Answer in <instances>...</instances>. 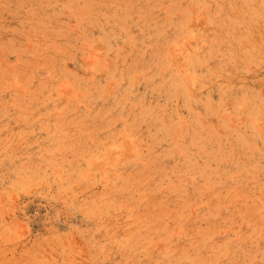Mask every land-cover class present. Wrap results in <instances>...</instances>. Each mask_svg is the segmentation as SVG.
<instances>
[{
	"label": "rangeland",
	"instance_id": "1",
	"mask_svg": "<svg viewBox=\"0 0 264 264\" xmlns=\"http://www.w3.org/2000/svg\"><path fill=\"white\" fill-rule=\"evenodd\" d=\"M171 1L0 0V264H264V0ZM232 3L238 7L234 8ZM124 5H127L126 8ZM198 7L202 9L198 10ZM170 13L172 16L168 15ZM184 14L190 18L187 15L185 18ZM204 17L206 22L202 23ZM228 19L236 20L234 23ZM215 35L217 39H213ZM184 43H188L187 47H183ZM88 46L99 51L98 55L90 53ZM180 53L183 54L182 59ZM92 59L94 63L90 61ZM83 61L92 63V68ZM177 64L182 70L184 68L183 72L180 68L176 69ZM87 66L92 72L83 68ZM127 75H130L129 78ZM12 79L15 81L12 82ZM188 81L193 95L188 91ZM62 85L66 86L64 92H71V96L66 92L71 99L61 91ZM58 111L59 114H56ZM122 139L126 141L122 142ZM123 143L125 148L129 147L125 152L132 150V153L124 152ZM118 151L122 155L127 154L122 156L121 162L115 160L121 159ZM107 156L114 160H109L111 163L108 161L113 163L112 167L106 162ZM103 159H107V164L106 167L105 162L103 166L100 164V168H107L104 169L107 173L102 168L103 174H99L100 171L97 172L93 166L99 169L98 163ZM93 161L98 165H94ZM68 170L72 171L69 173ZM187 174L191 177L188 178ZM207 178L208 183L205 181ZM186 185L188 188H185ZM255 194L262 199L259 200L260 197L258 199ZM164 231L168 233L163 234ZM139 236L143 238H139L140 245L137 246L139 241L135 239Z\"/></svg>",
	"mask_w": 264,
	"mask_h": 264
},
{
	"label": "bare ground",
	"instance_id": "2",
	"mask_svg": "<svg viewBox=\"0 0 264 264\" xmlns=\"http://www.w3.org/2000/svg\"><path fill=\"white\" fill-rule=\"evenodd\" d=\"M39 1H40V0H39ZM142 1H143V0H142ZM154 1H158V0H154ZM169 1H170V0H167V3H168ZM172 1H173V0H172ZM172 1H171V2H172ZM180 1H182V0H180ZM189 1H191V0H189ZM189 1H188V2H189ZM193 1H194V0H193ZM203 1H204V0H203ZM209 1H210V0H209ZM212 1H213V0H212ZM230 1H231V0H230ZM249 1H250V0H249ZM258 1H259V0H258ZM89 2H90V1H89ZM196 2H197V1H196ZM201 2H202V1H201ZM207 2H208V1H207ZM218 2H219V1H218ZM228 2H229V1H228ZM232 2H233V1H232ZM242 2H243V0H242ZM38 3H39V2H38ZM91 3H93V2L91 1ZM97 3H98V2H97ZM172 3H173V2H172ZM172 3H171V4H172ZM180 3H181V2H180ZM215 3H216V2H215ZM219 3H220V2H219ZM229 3H230V2H229ZM254 3H255V2H254ZM258 3H260V2H258ZM258 3H256V4H258ZM2 4H3V3H2ZM28 4H29V3H28ZM30 4H31V3H30ZM30 4H29V5H30ZM48 4H49V3H48ZM48 4H47V5H48ZM71 4H72V3H71ZM107 4H108V3H107ZM111 4H112V3H111ZM141 4H142V2H141ZM175 4H177V3H175ZM182 4H183V3H182ZM191 4H192V3H191ZM209 4H210V2H209ZM240 4H241V3H240ZM240 4H239V5H240ZM251 4H252V2H251ZM260 4H261V3H260ZM20 5H21V4H19V6H20ZM39 5H40V4H39ZM42 5H43V4H42ZM42 5H41V6H42ZM81 5H82V4H81ZM109 5H110V4H109ZM142 5H143V4H142ZM146 5H147V4H146ZM149 5H150V4H149ZM155 5H156V4L154 3V6H155ZM158 5H159V6L161 5V1H160V4H158ZM173 5H174V4H173ZM243 5H244V4H243ZM258 5H259V4H258ZM95 6H96V5H95ZM110 6H111V5H110ZM124 6H125V5H124ZM124 6H123V7H124ZM126 6H127V5H126ZM126 6H125V8H126ZM143 6H144V5H143ZM159 6H158V7H159ZM164 6H165V5H164ZM168 6H169V5H168ZM175 6H177V5H175ZM175 6H174V7H175ZM180 6H181V5H180ZM180 6H179V7H180ZM186 6H187V5H186ZM188 6H189V3H188ZM188 6H187V8H186V7H185V8L188 9ZM193 6H194V5H193ZM217 6H218V5H217ZM231 6H233V3H232ZM240 6H242V5H240ZM82 7H83V6H82ZM129 7L131 8V6H129ZM140 7H141V6H140ZM151 7H152V6H151ZM151 7H150V8H151ZM155 7L157 8V6H155ZM161 7H162V6H161ZM170 7H173V6H170ZM207 7H208V6H207ZM219 7H220V6H219ZM221 7H222V6H221ZM223 7H224V6H223ZM223 7H222V8H223ZM233 7H234V6H233ZM235 7H238V6H235ZM235 7H234V8H235ZM244 7H246V5H244ZM257 7H258V6H257ZM261 7H263V5H261ZM261 7H260V9H261ZM25 8H27V7H25ZM114 8H115V7H114ZM119 8H120V7H119ZM152 8H154V7H152ZM165 8H166V6H165ZM168 8H169V7H167V9H168ZM183 8H184V7H183ZM209 8H210V7H209ZM213 8H214V6H213ZM229 8H230V7H229ZM231 8H232V7H231ZM240 8H241V7H240ZM240 8H239V9H240ZM253 8H254V7H253ZM258 8H259V7H258ZM115 9H117V6H116ZM121 9H122V8H121ZM123 9H124V8H123ZM128 9H129V8H128ZM134 9H136V8H134ZM137 9H139V7H138ZM137 9H136V11H137ZM141 9H142V8H141ZM146 9H148V8H146ZM170 9H174V8H170ZM176 9H177V8H176ZM181 9H182V8H181ZM200 9H202V8H200ZM200 9H199V7H198V10H200ZM203 9H205V8H203ZM216 9H217V7H216ZM241 9H243V8H241ZM241 9H240V10H241ZM255 9H256V7H255ZM262 9H263V8H262ZM150 10H151V9H150ZM155 10H157V9H155ZM165 10H166V9H164V11H165ZM178 10H179V9H178ZM183 10H185V9H183ZM207 10H208V9H207ZM219 10H221V8H220ZM219 10H218V12H219ZM250 10H251V9H250ZM75 11H76V10H75ZM75 11H74V12H75ZM114 11H115V10H113V12H114ZM118 11H119V10H118ZM120 11H121V10H120ZM141 11H142V10H141ZM143 11H144V10H143ZM162 11H163V10H162ZM188 11H189V10H188ZM192 11H194V10H192ZM204 11H206V10H204ZM232 11H233V8H232ZM30 12H31V11H30ZM55 12H56V11H55ZM97 12H98V11H97ZM146 12H148V11H146ZM146 12H144V13H146ZM160 12H161V10H160ZM167 12H169V11H167ZM197 12H198V11H197ZM207 12H208V11H207ZM207 12H206V13H207ZM238 12H239V10H238ZM241 12H243V11H241ZM256 12H257V11H256ZM260 12H261V11H260ZM260 12H259V13H260ZM28 13H29V12H28ZM33 13H34V12H33ZM51 13H53V12H51ZM98 13H99V12H98ZM124 13H126V12H124ZM152 13H153V12H152ZM161 13H162V12H161ZM163 13H164V12H163ZM190 13H191V11H190ZM203 13H204V12H203ZM235 13H237V12L235 11ZM113 14H114V13H113ZM133 14H134V13H133ZM137 14H138V13H137ZM146 14H147V13H146ZM153 14H154V13H153ZM165 14H166V13H165ZM191 14H192V13H191ZM207 14H208V13H207ZM214 14H215V12H213V15H214ZM220 14H221V13H220ZM239 14H240V13H239ZM108 15H109V14H108ZM111 15H112V14H111ZM127 15H128V14H127ZM127 15H126V16H127ZM155 15H156V14H155ZM163 15H164V14H163ZM168 15H171V13L168 14ZM168 15H167V17H169ZM179 15H180V14H179ZM179 15H178V17H180ZM181 15H182V14H181ZM186 15H187L188 18H190V17L188 16V14H184L185 18H186ZM201 15H202V13H201ZM209 15H210V13H209ZM213 15H212V16H213ZM218 15H219V14H218ZM236 15H237V14H236ZM242 15H243V14H242ZM245 15H246V14H245ZM245 15H244V16H245ZM248 15H249V14H248ZM252 15H253V14H252ZM257 15H258V14H257ZM39 16H41V15H39ZM77 16H78V15H77ZM91 16H92V15H91ZM100 16H101V15H100ZM112 16H113V15H112ZM115 16H116V15H115ZM134 16H135V15H134ZM147 16H148L147 18H149V15H147ZM153 16H154V15H153ZM158 16H159V15H158ZM164 16H165V15H164ZM171 16H172V15H171ZM175 16H177V15L175 14ZM198 16H199V15H198ZM212 16H210V18H211ZM226 16H227V15H226ZM258 16H259V15H258ZM263 16H264V15H263ZM19 17H20V16H19ZM31 17H32V16H31ZM42 17H43V16H42ZM80 17H81V16H80ZM116 17H118V16H116ZM124 17H125V16H124ZM135 17H136V16H135ZM139 17H140V16H139ZM145 17H146V16H145ZM167 17H166V18H167ZM173 17H174V16H173ZM182 17H183V15H182ZM207 17H208V15H207ZM214 17H215V16H214ZM216 17H217V16H216ZM222 17H223V16H222ZM234 17H235V16H234ZM249 17H250V16H249ZM46 18H47V16H46ZM101 18H103V17H101ZM136 18H137V17H136ZM151 18H152V17H151ZM154 18H156V17H154ZM160 18H161V17H160ZM174 18H175V17H174ZM174 18H173V20H174ZM188 18L185 19L186 22L188 21ZM191 18H192V17H191ZM200 18H201V17H200ZM205 18H206V17L203 18V20H202L203 22H202V23H204ZM251 18H252V17H251ZM254 18H255V17H254ZM254 18H253V19H254ZM22 19H23V18H22ZM53 19H54V18H53ZM53 19H52V20H53ZM139 19H140V18H139ZM156 19H157V18H156ZM162 19H163V18H162ZM164 19H165V18H164ZM196 19H197V18H196ZM207 19H209V17H208ZM207 19H206V20H207ZM222 19H223V18H222ZM229 19H230V17H229ZM229 19H228V20H229ZM242 19H243V18H242ZM246 19L249 20V18H246ZM256 19H257V18H256ZM263 19H264V18H263ZM50 20H51V19H49V21H50ZM55 20H56V19H55ZM88 20H89V19H88ZM105 20H106V19H105ZM107 20H108V19H107ZM127 20H128V18H127ZM127 20H126V22H127ZM137 20H138V19H137ZM149 20H150V19H149ZM151 20L153 21V18H152ZM173 20H171V21H173ZM177 20H178V19H177ZM182 20H183V19H182ZM182 20H181V21H182ZM192 20H193V19H192ZM194 20H195V19H194ZM209 20H210V19H209ZM215 20H216V19H215ZM223 20H224V19H223ZM223 20H222V21H223ZM225 20H226V18H225ZM235 20H236V19H234V21H235ZM243 20H244V19H243ZM8 21H9V20H8ZM28 21H30V19H29ZM34 21H35V20H34ZM46 21H47V20H46ZM96 21H98V20H96ZM117 21H118V20H117ZM120 21H122V19H121ZM120 21H119V22H120ZM128 21L131 22V20H128ZM140 21H141V20H140ZM164 21H165V20H164ZM168 21H169V20H168ZM168 21H167V22H168ZM181 21H180V22H181ZM196 21H197V20H196ZM199 21H201V20H199ZM229 21H230V20H229ZM234 21L231 20L230 22H234ZM251 21H252V20H251ZM253 21H254V20H253ZM263 21H264V20H263ZM54 22H55V21H53V22H51V23H54ZM80 22H81V21H79V23H80ZM89 22H90V21H89ZM98 22H99V21H98ZM98 22H96V23H98ZM114 22H115V21H114ZM141 22H142V21H141ZM141 22H139L138 24L140 25ZM205 22H206V21H205ZM230 22H228V25H229ZM237 22H238V20H237ZM237 22H236V23H237ZM257 22H259V21H257ZM39 23H41V21H40ZM100 23H101V22H99V24H100ZM121 23H122V22H121ZM131 23H133V22H131ZM168 23H169V22H168ZM225 23H226V22H225ZM234 23H235V22H234ZM234 23H233V26H235ZM239 23H240V22H239ZM243 23H244V22H243ZM247 23H248V21H247ZM251 23H252V22H251ZM253 23H256V22H253ZM55 24L57 25V23H55ZM113 24H114V23H113ZM123 24H124V23L121 24L122 27L125 26V24H124V26H123ZM129 24H130V23H129ZM129 24H127V26H128ZM146 24H149V23H146ZM146 24H143V26H145ZM153 24H154V23H153ZM155 24H156V23H155ZM157 24H160V23L158 22ZM157 24H156V25H157ZM173 24H174V23H173ZM173 24H171V25H173ZM178 24L180 25L181 23H178ZM199 24H200V23H199ZM199 24H198V25H199ZM206 24H207V23H206ZM216 24H217V23H216ZM223 24H224V23H223ZM237 24H238V23H237ZM263 24H264V23H263ZM40 25H41V24H40ZM85 25H86V24H85ZM115 25H116V24H115ZM115 25H114V26H115ZM130 25H132V24H130ZM181 25H182V24H181ZM186 25H187V23H186ZM225 25H226V24H225ZM241 25H242V23H241ZM246 25H247V24H246ZM246 25H245V27H247ZM248 25H250V24H248ZM15 26H16V25H15ZM48 26H49V25H48ZM50 26H51V25H50ZM100 26H101V25H100ZM100 26H99V27H100ZM118 26H119V25H118ZM137 26H138V25H137ZM153 26H154V25H153ZM160 26H162V25H160ZM173 26H175V25H173ZM220 26H221V25H220ZM220 26H219V30H221V29H220V28H221ZM238 26H240V25H238ZM253 26H255V25L253 24ZM253 26H252V27H253ZM258 26H259V25H258ZM258 26H257V27H258ZM262 26H263V25H262ZM99 27H98V28H99ZM149 27H150V26H149ZM169 27H170V25H169ZM169 27H168V28H169ZM187 27H188V26H187ZM187 27H186V29H187ZM199 27H200V25H199ZM203 27H205V26H202V28H203ZM207 27H210V26H207ZM215 27H217V26L215 25ZM19 28H20V27H19ZM48 28H49V27H48ZM85 28H86V27H85ZM100 28H101V27H100ZM114 28H115V27H114ZM127 28H128V27H127ZM127 28H126V29H127ZM242 28H244V27L242 26ZM248 28H249V26H248ZM8 29H10V28H8ZM50 29H52V28H50ZM50 29H49V30H50ZM81 29H83V28L81 27ZM138 29L141 30V27H139ZM147 29H148V28H147ZM150 29H151V28H150ZM160 29H161V28H159V30H160ZM163 29L165 30V28H163ZM199 29H200V28H199ZM211 29H212V28H210V30H211ZM231 29H233V27H232ZM244 29H245V28H244ZM246 29H247V28H246ZM86 30H87V29H86ZM89 30H90V29H89ZM122 30H123V29H122ZM124 30H125V29H124ZM140 30H139V31H140ZM212 30L215 31L214 28H213ZM238 30H239V29H238ZM249 30H250V29H249ZM54 31H55V30H54ZM57 31H59V30H57ZM101 31H102V30H101ZM103 31H104V30H103ZM146 31H147V30H146ZM162 31H163V30H162ZM180 31H181V30H180ZM240 31H242V30L240 29ZM251 31H252V30H251ZM251 31H250V32H251ZM87 32H88V31H87ZM94 32H95V31H94ZM110 32H111V31H110ZM164 32H165V31H164ZM178 32H179V31H178ZM187 32H189V31H187ZM193 32H195V31H193ZM206 32L208 33V31H206ZM211 32H212V31H211ZM211 32H210V33H211ZM220 32H221V31H220ZM245 32H246V31H245ZM245 32H244V33H245ZM247 32H248V31H247ZM252 32H253V31H252ZM140 33H141V32H140ZM156 33H157V32H156ZM156 33H155V34H156ZM204 33H205V32H204ZM238 33H239V32H238ZM63 34H64V33H63ZM84 34H85V33H84ZM87 34H88V33H87ZM87 34H86V35H87ZM105 34H106V33H105ZM130 34H131V33H130ZM148 34H149V33H148ZM148 34H147V35H148ZM153 34H154V33H153ZM157 34H158V33H157ZM157 34H156V35H157ZM169 34H170V33H169ZM181 34H182V33H181ZM183 34H184V33H183ZM205 34H206V33H205ZM205 34H203V35H205ZM214 34H215V33H214ZM223 34H225V32H223ZM226 34H227V33H226ZM245 34H246V33H245ZM252 34H253V33H252ZM42 35H43V34H42ZM59 35H61V34L59 33ZM68 35H69V34H68ZM89 35H90V32H89ZM128 35H129V34H128ZM147 35L145 36L146 38H147ZM158 35H159V34H158ZM160 35H161V34H160ZM189 35H190V33H189ZM194 35H196V33H194ZM206 35H208V34H206ZM206 35L204 36L205 38H206ZM243 35H244V34H243ZM249 35H250V33H249ZM19 36H20V35H19ZM101 36H102V35H101ZM185 36H186V35H185ZM192 36H193V35H192ZM192 36L190 35V38H191ZM213 36H214V35H213ZM225 36H226V35H225ZM246 36H247V35H246ZM259 36H260V35H259ZM113 37H114V35H113ZM148 37H149V36H148ZM151 37H152V36H151ZM181 37H184V36H181ZM195 37H196V36H195ZM219 37H220V36H219ZM242 37L245 38V35L242 36ZM242 37H240V38H242ZM9 38H11V36H10ZM102 38H103V37H102ZM152 38H153V37H152ZM197 38H199V37H197ZM211 38H212V37H209V39H211ZM215 38H216V35H215V37H214L213 39H215ZM232 38H233V37H232ZM244 38H242V40H243ZM250 38H251V37H250ZM250 38H249L248 40H250ZM259 38H260V37H259ZM11 39H13V38H11ZM191 39H193V37H192ZM191 39H190V40H191ZM194 39H195V38H194ZM216 39H217V38H216ZM224 39H225V38H224ZM224 39H223V41H224ZM235 39H236V38H235ZM246 39H247V38H246ZM48 40H49V39H48ZM128 40H129V38H128ZM183 40H184V38H183ZM183 40H182V41H183ZM186 40H187V37H186ZM190 40H188L189 43L191 42ZM205 40H206V39H205ZM244 40H245V39H244ZM3 41H4V40H3ZM8 41H9V39H8ZM50 41H51V40H50ZM53 41H54V40H53ZM113 41H114V39H113ZM147 41H149V40H147ZM154 41H155V40H154ZM173 41H174V40H173ZM214 41H215V40H214ZM219 41H220V40H219ZM225 41H226V40H225ZM233 41H234V40H233ZM237 41H238V40H237ZM237 41H236V42H237ZM261 41H262V39H261ZM13 42H14V41H13ZM35 42H37V41L35 40ZM41 42H43V41L41 40ZM58 42H59V41H58ZM63 42H65V41H63ZM63 42H61V43H63ZM106 42H107V41H106ZM128 42H129V41H128ZM239 42H240V41H239ZM8 43H9V42H8ZM37 43H38V42H37ZM37 43H36V44H37ZM52 43H54V42H52ZM69 43L71 44V42H69ZM75 43H76V42H75ZM126 43H127V42H126ZM129 43H130V42H129ZM170 43H171V42H170ZM177 43H178V42H177ZM182 43H183V42H182ZM182 43H181V44H182ZM201 43H202V42H201ZM203 43H204V42H203ZM215 43L217 44V41H216ZM215 43H214V44H215ZM220 43H221V42H220ZM229 43H230V42H229ZM229 43H228V44H229ZM231 43H232V41H231ZM54 44H55V43H54ZM109 44H110V43H109ZM112 44H113V43H112ZM133 44H134V43H133ZM186 44H188V43H184L183 47H184ZM195 44H196V41H195ZM195 44H194V46H195ZM207 44H208V43H207ZM207 44L204 43L205 46H206ZM228 44H227V45H228ZM250 44H251V43H250ZM262 44H263V43H262ZM10 45H11V44H10ZM45 45H46V44H45ZM49 45H50V43H49ZM110 45H111V44H110ZM122 45H124V44H122ZM148 45H150V44H148ZM165 45H166V44H165ZM172 45H173V44H172ZM177 45H178V44H177ZM189 45H192V44H189ZM210 45H211V44H210ZM230 45H231V44H230ZM36 46H37V45H36ZM68 46H69V45H68ZM76 46H77V45H76ZM114 46H116L115 43H114ZM118 46H119V45H118ZM163 46H164V45H163ZM168 46H169V45H168ZM200 46L202 47V45H200ZM207 46H208V45H207ZM213 46H214V45H213ZM213 46H212V47H213ZM232 46H233V45H232ZM21 47H22V46H21ZM37 47H38V46H37ZM63 47H64V46H63ZM88 47H89V46H88ZM88 47L85 48V50L88 49ZM123 47H125V46H123ZM127 47H128V46H127ZM129 47H130V46H129ZM150 47H151V46H150ZM164 47H165V46H164ZM172 47H173V46H172ZM172 47H171V48H172ZM186 47H187V45H186ZM201 47H200V49H202ZM238 47H239V46H238ZM253 47H254V46H253ZM19 48H20V46H19ZM26 48H27V47H26ZM92 48H93V47H92ZM94 48H95V46H94ZM107 48H108V47H107ZM117 48H118V47H117ZM131 48H132V47H131ZM131 48H130V49H131ZM180 48H182V46H180ZM198 48H199V47H198ZM208 48H209V47H208ZM210 48H211V47H210ZM247 48H249V47H247ZM250 48H251V47H250ZM250 48H249V49H250ZM71 49H72V47H71ZM81 49H82V48H81ZM101 49H102V48H101ZM119 49H120V48H119ZM122 49H123V48H122ZM133 49H135L134 46H133ZM143 49H144V48H143ZM158 49H159V48H158ZM162 49H163V48H162ZM173 49H174V48H173ZM184 49H185V48H184ZM184 49H182V50H184ZM190 49H191V48H190ZM228 49H229V48H228ZM257 49H259V48H257ZM74 50H75V49H74ZM77 50H78V48H77ZM89 50H91L90 53H93L94 55H95V54L98 55L97 52H99V51H95L94 49L92 50L91 47H89ZM89 50H88L87 52H89ZM97 50H98V49H97ZM112 50H113V49H112ZM175 50H176V49H175ZM180 50H181V49H180ZM198 50H199V49H198ZM217 50H218V49H217ZM226 50H227V49H226ZM244 50H245V49H244ZM254 50H256V49H254ZM83 51H84V50H83ZM93 51H95L96 53H94ZM101 51H102V50H101ZM110 51H111V50H110ZM120 51H121V50H120ZM132 51H133V50H132ZM132 51H131V52H132ZM156 51H157V50H156ZM156 51H155V52H156ZM159 51H160V49H159ZM167 51H168V50H167ZM171 51H172V49H171ZM186 51H187V50H186ZM231 51H232V49H231ZM241 51H242V50H241ZM251 51H252V50H251ZM256 51H259V50H256ZM13 52H15V51H13ZM68 52H69V51H67V55H68ZM81 52H82V50H81ZM108 52H109V51H108ZM113 52H114V51H113ZM116 52H117V49H116ZM121 52H122V51H121ZM144 52H145V51H144ZM155 52H154V53H155ZM168 52H170V51H168ZM172 52H173V51H172ZM180 52H181V51H180ZM187 52H188V51H187ZM189 52H190V50H189ZM211 52H212V51H211ZM219 52H220V51H219ZM219 52H218V53H219ZM221 52H222V51H221ZM221 52H220V53H221ZM228 52H229V51H228ZM239 52H240V51H239ZM243 52H244V51H243ZM260 52H261V51H260ZM119 53H120V52H119ZM127 53H128V55H129V52H127ZM141 53H142V51H141ZM141 53H137V54H141ZM184 53H185V52H184ZM215 53H217V52H215ZM222 53H223V52H222ZM232 53H233V52L229 53V55L232 54ZM245 53H246V52H245ZM247 53H248V52H247ZM262 53H263V52H262ZM13 54H14V53H13ZM15 54H17V53H15ZM29 54H30V53H29ZM35 54H36V53H35ZM107 54H108V53H107ZM155 54H156V53H155ZM163 54H164V53H163ZM168 54H169V53H168ZM171 54H173V53H171ZM180 54H181V55H179V56L181 57L183 54H182V53H180ZM196 54H197V52H196ZM235 54H236V53H235ZM235 54H234V55H235ZM17 55H18V54H17ZM30 55H31V54H30ZM42 55H44V54H42ZM130 55H131V54H130ZM142 55H144V53H143ZM148 55H149V54H148ZM202 55H203V54H202ZM209 55H210V54H209ZM248 55H249V53H248ZM262 55H263V54H262ZM11 56H12V55H11ZM71 56H72V55H71ZM158 56H160V55H158ZM167 56H168V55H167ZM173 56H175V54H174ZM177 56H178V55H177ZM179 56H178V58H180ZM186 56H187V55H186ZM190 56H191V55H190ZM190 56H189V57H190ZM194 56H195V55H194ZM221 56H222V55H221ZM223 56H224V55H223ZM245 56H246V55H245ZM14 57H15V56H14ZM99 57H100V56H99ZM122 57H124V56H122ZM125 57H126V56H125ZM127 57H128V56H127ZM155 57H156V56H155ZM169 57H170V56H169ZM187 57H188V56H187ZM211 57H212V56H211ZM216 57H217V56H216ZM7 58H8V57H7ZM23 58H24V57H23ZM30 58H31V57H30ZM93 58H94V57H93ZM174 58H175V57H174ZM182 58H183V57H181L180 59H182ZM200 58H201V57H200ZM207 58H208V57H207ZM217 58L219 59V57H217ZM227 58H228V57H227ZM250 58H251V57H249V59H250ZM253 58H255V57L253 56ZM256 58H257V57H256ZM17 59H18V58H17ZM37 59H38V58H37ZM63 59H64V58H63ZM80 59H81V58H80ZM90 59H91V58H90ZM95 59H96V58H95ZM108 59H109V58H108ZM123 59H124V58H123ZM126 59H127V58H126ZM126 59H125V61H126ZM154 59H155V58H154ZM165 59H167V58L165 57ZM202 59H203V58H202ZM202 59H201V60H202ZM204 59H205V58H204ZM257 59H258V58H257ZM257 59H256V60H257ZM260 59H261V58H260ZM19 60H21V59H19ZM31 60H32V59H31ZM35 60H36V59H35ZM41 60H42V59H41ZM41 60H39V61H41ZM83 60H84V59H83ZM93 60H94V59H92V60H90V61L92 62ZM161 60H162V58H161ZM171 60H172V59H170L169 61H171ZM173 60H174V59H173ZM186 60H187V59H186ZM190 60H191V59H190ZM233 60H234V59H233ZM233 60H232V61H233ZM262 60H263V59H262ZM0 61H1V60H0ZM22 61H23V59H22ZM25 61H27V60L25 59ZM25 61H24V62H25ZM58 61H59V60H58ZM96 61H97V60H96ZM123 61H124V60H123ZM165 61H167V60H165ZM181 61H183V60H181ZM181 61H177V62H181ZM193 61H195V60H193ZM205 61H206V59H205ZM232 61H231V62H232ZM2 62H4V60H2ZM60 62H61V61H60ZM85 62H86V61H85ZM85 62L83 61L84 64H85ZM94 62H95V61H93V63H94ZM108 62H109V61H108ZM177 62H176V63H177ZM200 62H201V61H200ZM229 62H230V61H229ZM233 62H234V61H233ZM246 62H247V61H246ZM253 62H254V61H253ZM258 62H259V60H258ZM49 63H50V62H49ZM86 63H88V65L92 64V63H89V61L86 62ZM173 63H175V62H173ZM202 63H203V61H202ZM254 63H255V62H254ZM23 64H25V63H23ZM26 64H27V63H26ZM58 64H59V63H57V65H58ZM65 64H66V62H65ZM109 64H110V63H109ZM117 64H118V63H117ZM117 64H116V65H117ZM125 64H126V63H125ZM153 64H154V63H153ZM184 64H185V63H183V65H184ZM196 64H197V63H196ZM248 64H249V63H248ZM248 64H247V65H248ZM251 64H252V63H251ZM44 65H45V64H44ZM181 65H182V64H181ZM201 65H202V64H201ZM203 65H204V64H203ZM218 65H220V64H218ZM221 65H222V64H221ZM224 65H225V64H224ZM224 65H223V66H224ZM82 66H83V65H82ZM90 66H91V65H90ZM108 66H109V65H108ZM155 66H156V65H155ZM176 66H178V64H177ZM223 66H222V68H223ZM20 67H22V66L20 65ZM25 67H27V66H25ZM65 67H66V66H65ZM65 67H64V70H65ZM95 67H96V66H95ZM153 67H154V66H153ZM160 67H161V66H160ZM220 67H221V66H220ZM232 67H234V66H232ZM4 68H5V67H4ZM28 68H29V67H28ZM41 68H42V67H41ZM60 68H62V67H60ZM70 68H71V67H70ZM83 68H84V69H89V66H87V68H85V67H83ZM91 68H92V66H91ZM91 68L89 69L90 71L92 70ZM104 68H105V67H104ZM148 68H150V67H148ZM179 68L181 69V72L184 71V68H183V70H182V68H181L180 66H178V68H176V69H179ZM66 69H68V68H66ZM94 69H95V68H94ZM115 69H116V68H115ZM119 69H120V68H119ZM152 69H153V68H152ZM166 69H167V68H166ZM193 69H194V68H193ZM200 69H201V67H200ZM207 69H208V68H207ZM247 69H248V68H247ZM60 70H61V69H60ZM89 70H88V71H89ZM120 70H121V72H122V68H121ZM153 70H154V69H153ZM160 70H161V69H160ZM160 70H159V71H160ZM164 70H165V69H164ZM21 71H22V70H21ZM77 71H78V70H77ZM102 71H103V69H102ZM105 71H106V69H105ZM116 71H117V70H116ZM147 71H148V70H147ZM207 71H208V70H207ZM213 71H214V69H213ZM238 71H239V70H238ZM249 71H250V70H249ZM254 71H255V70H254ZM22 72H23V71H22ZM22 72H21V73H22ZM57 72H59V71H57ZM91 72H92V71H91ZM123 72H124V71H123ZM123 72H122V73H123ZM143 72H144V71H143ZM163 72H165V71H163ZM181 72H180V73H181ZM186 72H187V71H186ZM189 72H190V70H189ZM210 72H211V71H210ZM222 72H223V71H222ZM239 72H241V71H239ZM23 73H24V72H23ZM27 73H28V72H27ZM47 73L49 74L48 71H47ZM66 73H67V72H66ZM88 73H89V72H88ZM104 73H106V72H104ZM116 73H117V72H116ZM133 73H134V72H133ZM138 73H139V72H138ZM138 73H137V74H138ZM141 73H142V72H141ZM192 73H193V72H192ZM192 73H191V74H192ZM204 73H206V72H204ZM29 74H30V73H29ZM54 74H55V73H54ZM54 74H53V75H54ZM59 74H60V73H59ZM64 74H65V73H64ZM85 74H86V73H85ZM90 74H91V73H90ZM93 74H94V73H93ZM99 74H100V72H99ZM159 74H160V73H159ZM174 74H175V73H174ZM206 74H207V73H206ZM206 74H202V75H206ZM37 75H38V74H37ZM42 75H43V74H42ZM60 75H61V74H60ZM87 75H88V74H87ZM142 75H143V74H142ZM148 75H149V74H148ZM180 75H181V74H180ZM188 75H190V73H189ZM197 75H199V74H197ZM197 75H196V76H197ZM209 75H210V74H209ZM226 75H227V74H226ZM24 76H25V75H24ZM24 76H23V77H24ZM26 76H28V74H27ZM30 76H31V75H30ZM46 76H47V75H46ZM46 76H45V77H46ZM58 76H59V75H58ZM73 76H74V75H73ZM93 76L96 77L95 74H94ZM111 76H112V75H111ZM121 76H122V75H121ZM128 76H130V75H127V77H128ZM134 76H135V75H134ZM145 76H146V75H145ZM194 76H195V75H194ZM51 77H52V75H51ZM51 77H49V78H51ZM77 77H78V76H77ZM84 77H85V76H84ZM84 77H82V78H84ZM100 77H101V76H100ZM118 77H119V75H118ZM143 77H144V76H143ZM180 77H181V76H180ZM203 77H204V76H203ZM206 77H207V76H206ZM1 78H2V77H1ZM12 78H13V77H12ZM32 78H33V77H32ZM39 78H40V77H39ZM46 78H47V77H46ZM57 78H58V77H57ZM72 78H73V77H72ZM79 78H80V75H79ZM90 78H91V77H90ZM116 78H117V77H116ZM128 78H129V77H128ZM130 78H131V77H130ZM133 78H134V77H133ZM137 78H138V77H137ZM137 78H136V79H137ZM141 78H142V77H141ZM147 78H148V77H147ZM170 78H171V77H170ZM181 78H183V77H181ZM184 78H185V77H184ZM192 78H195V77H193V75H192ZM5 79H6V78H5ZM76 79H77V78H76ZM134 79H135V78H134ZM144 79H145V78H144ZM155 79H156V78H155ZM155 79H154V81H155ZM172 79H173V78H172ZM172 79H171V80H172ZM2 80H3V78H2ZM7 80L11 81V79H7ZM29 80H30V79H29ZM55 80H56V79H55ZM63 80H64V78H63ZM78 80H79V79H78ZM91 80H92V79H91ZM91 80H90V82H91ZM166 80H167V79H166ZM166 80H164V81H166ZM182 80H183V79H182ZM185 80H186V79H185ZM188 80L191 81V78L189 79V77H188ZM207 80H209V79H207ZM14 81H15V80L12 79V82H14ZM105 81H106V79H105ZM105 81H104V82H105ZM123 81H124V78H123ZM137 81H138V79H137ZM144 81H145V80H144ZM164 81H163V82H164ZM172 81H173V80H172ZM189 81H188V83H189V88H190L191 85H190V82H189ZM193 81H194V80H193ZM196 81H197V79H196ZM23 82H24V81H23ZM25 82H26V81H25ZM43 82H44V81H43ZM66 82H67V81H66ZM78 82H79V81H78ZM85 82H86V81H85ZM88 82H89V81H88ZM127 82H128V81H127ZM141 82H143V81H141ZM150 82H151V80H150ZM186 82H187V80H186ZM263 82H264V81H263ZM33 83H34V82H33ZM101 83H102V82H101ZM131 83H132V81H131ZM176 83H177V82H176ZM184 83H185V82H184ZM212 83H213V82H212ZM19 84H20V83H19ZM28 84H29V83H28ZM43 84H44V83H43ZM51 84H52V83H50V85H51ZM63 84H64V82H63ZM77 84H78V83H77ZM108 84H109V83H108ZM163 84H164V83H163ZM165 84H166V83H165ZM177 84H178V83H177ZM181 84H183V83H181ZM210 84H211V82H210ZM26 85H27V84H26ZM81 85L84 86L83 83H82ZM87 85H88V84H87ZM98 85H100V84H98ZM127 85H128V84H127ZM131 85H133V83H132ZM134 85H135V84H134ZM139 85H140V84H139ZM183 85H184V84H183ZM193 85H194V84H192V87H193ZM239 85H241V84H239ZM242 85H243V83H242ZM54 86H56V85H54ZM79 86H80V85H79ZM82 86H81V87H82ZM128 86H129V85H128ZM137 86H138V85H137ZM159 86H160V85H159ZM177 86H178V85H177ZM180 86H182V85H180ZM185 86H186V85H185ZM202 86H203V85H202ZM207 86H208V85H207ZM222 86H223V84H222ZM235 86H238V85H235ZM49 87H50V86H49ZM56 87H57V86H56ZM65 87H66V86H65ZM65 87H64V85H62V87H61V89L63 88V89L61 90L62 92H64L63 90H66ZM96 87H97V86H96ZM133 87H134V86H133ZM162 87H164V86H162ZM186 87H187V86H186ZM238 87H239V86H238ZM243 87H245V86H243ZM47 88H48V87H47ZM52 88H53V87H52ZM52 88H51V89H52ZM59 88H60V87H59ZM64 88H65V89H64ZM91 88H92V87H91ZM155 88H157V87H155ZM155 88H154V89H155ZM202 88H203V87H202ZM205 88H206V87H205ZM249 88H250V87H249ZM251 88H252V87H251ZM44 89H45V88H44ZM48 89H49V88H48ZM67 89H68V88H67ZM85 89H86V88H85ZM92 89H93V88H92ZM126 89H127V88H126ZM192 89H193V88H192ZM192 89L190 88V89H188V91H190V92L192 93V91H193ZM252 89H254V88H252ZM252 89H251L250 91H252ZM77 90H78V89H77ZM129 90H130V89H129ZM159 90H160V88H159ZM191 90H192V91H191ZM194 90H195V89H194ZM200 90H201V89H200ZM200 90H199V91H200ZM208 90H209V89H208ZM221 90H222V89H221ZM247 90H248V89H247ZM52 91H53V90H52ZM56 91H57V93H58V90H57V89H56ZM78 91H79V90H78ZM92 91H93V90H92ZM236 91H237V90H236ZM244 91H245V89H244ZM59 92H60V91H59ZM66 92L69 93L70 96H71V92H70V91H65L63 94L68 95ZM186 92H187V91H186ZM47 93L50 94L51 92H49V90H48ZM47 93H45V94L47 95ZM55 93H56V92H55ZM80 93H81V92H80ZM124 93H125V92H124ZM153 93H154V92H153ZM194 93H195V92H194ZM246 93H247V92H246ZM248 93H249V92H248ZM248 93H247V95H248ZM251 93H252V92H251ZM127 94H128V92H127ZM133 94H134V93H133ZM135 94H136V93H135ZM135 94H134V95H135ZM249 94H250V93H249ZM56 95L58 96V95H60V94H56ZM61 95H62V94H61ZM66 95H65L64 97H66ZM85 95H86V94H85ZM85 95H84V96H85ZM123 95H124V94H123ZM125 95H126V94H125ZM125 95H124V96H125ZM175 95H177V94L175 93ZM192 95H193V93H192ZM244 95H246L245 92H244ZM54 96H55V95H54ZM75 96H76V95H75ZM80 96H81V95H80ZM121 96H122V94H121ZM131 96H132V95H131ZM194 96H195V95H194ZM204 96H205V95H204ZM209 96H210V95H209ZM211 96H212V95H211ZM233 96H234V95H233ZM235 96H236V95H235ZM249 96H250V95H249ZM42 97H43V96H42ZM47 97H49V96L47 95ZM67 97H69V95H68ZM67 97H66V98H67ZM72 97H73V96H72ZM82 97H83V95H82ZM175 97H177V96H175ZM189 97L192 98V96H189ZM196 97H197V96H196ZM226 97H227V96H226ZM44 98H45V95H44ZM66 98H63V99H66ZM69 98H70V97H69ZM78 98H80V97H78ZM147 98H148V97H147ZM246 98H247V97H246ZM41 99H42V98H41ZM70 99H71V98H70ZM80 99H81V98H80ZM189 99H190V98H189ZM189 99H188V101L191 100V99H190V100H189ZM199 99H200V97H199ZM244 99H245V98H244ZM250 99H251V98H250ZM250 99H249V100H250ZM42 100H43V99H42ZM67 100H69V99H67ZM73 100H76V99L73 98ZM73 100H72V102H73ZM78 100H79V99H78ZM78 100H77V101H78ZM96 100H97V99H96ZM175 100H176V99H175ZM177 100L179 101V99H177ZM197 100H198V99H197ZM208 100H209V99H208ZM208 100H207V101H208ZM225 100L227 101L228 99L225 98ZM225 100H222V101H225ZM230 100H231V99H230ZM235 100H238V98L235 99ZM47 101H49V100L47 99ZM54 101H55V100H54ZM93 101H94V100H93ZM117 101H118V100H117ZM165 101H166V100H165ZM165 101H163V102H165ZM172 101H173V100H172ZM239 101H240V100H239ZM252 101H253V100H252ZM254 101H255V100H254ZM70 102H71V101H70ZM70 102H69V103H70ZM72 102H71V103H72ZM240 102L242 103V101H240ZM247 102H248V101H247ZM41 103H43V102H41ZM48 103H49V102H48ZM50 103H51V101H50ZM176 103H177V102H176ZM222 103H223V102H222ZM243 103H244V101H243ZM243 103H242V104H243ZM80 104H82V103H80ZM167 104H168V103H167ZM189 104H190V103H189ZM207 104H208V103H207ZM223 104H224V103H223ZM223 104H222V105H223ZM235 104H236V103H235ZM237 104H238V103H237ZM242 104H241V105H242ZM244 104H245V103H244ZM244 104H243V105H244ZM42 105H43V104H42ZM45 105H46V104H45ZM49 105H51V104H49ZM76 105H77V103H76ZM165 105H166V104H165ZM174 105H175V104H174ZM176 105H177V104H176ZM190 105H191V104H190ZM195 105H196V104H195ZM246 105H247V104H246ZM43 106H44V105H43ZM60 106H61V105H60ZM78 106H79V105H78ZM78 106H76V107L78 108ZM81 106H83V105H81ZM238 106H240V103H239ZM238 106H237V107H238ZM247 106H248V105H247ZM249 106H250V105H249ZM253 106H254V105H253ZM39 107H40V106H39ZM39 107H37V108H39ZM83 107H84V106H83ZM162 107H163V106H162ZM167 107H168V106H167ZM234 107H236V106H234ZM255 107L257 108V106H255ZM259 107H260V105H259ZM37 108H36V109H37ZM52 108H53V107H51V109H52ZM77 108H76V109H77ZM172 108H173V107H172ZM232 108H233V107H232ZM241 108H242V107H241ZM248 108H249V107H247V109H248ZM251 108H252V107H251ZM251 108H250V109H251ZM54 109H55V108H53V110H54ZM65 109H67V108L65 107ZM70 109H71V106H70ZM70 109H69V110H70ZM84 109H85V107H84ZM87 109H89V108L87 107ZM113 109H114V108H113ZM115 109H117V108H115ZM192 109H193V108H192ZM245 109H246V108H245ZM252 109H254V108H252ZM73 110H74V109H73ZM163 110H164V109H163ZM166 110H167V109H166ZM197 110H198V109H197ZM207 110H208V109H207ZM238 110H239V108H238ZM256 110L258 111V109H256ZM86 111H87V110H86ZM200 111H201V110H200ZM239 111H240V110H239ZM246 111H247V110H246ZM248 111H250V110H248ZM252 111H253V110H252ZM254 111H255V110H254ZM59 112H60V111H58L56 114H59ZM70 112H71V111H70ZM74 112H75V111H74ZM259 112L261 113V111H259ZM262 112H263V111H262ZM68 113H69V112H68ZM106 113H107V112H106ZM200 113H201V112H200ZM242 113H243V112H242ZM254 113H255V112H254ZM56 114H55V115H56ZM61 114H62V113H61ZM69 114H70V113H69ZM104 114H105V113H104ZM252 114H253V113H252ZM252 114H251L250 117H252ZM146 115H147V114H146ZM253 115L255 116L256 114H253ZM256 116H257V115H256ZM260 117H261V115H260ZM260 117H259V118H260ZM58 118H60V116H59ZM138 118H139V117H138ZM252 118H253V117H252ZM61 119H62V118H61ZM99 120H100V119H99ZM122 120H123V119H122ZM194 123H195V122H194ZM95 124H96V123H95ZM108 124H109V123H108ZM71 125H72V124H71ZM71 125H70V126H71ZM73 125H74V124H73ZM96 126H97V125H96ZM115 126H116V125H115ZM115 126H114V127H115ZM143 126H144V125H143ZM200 127H201V126H200ZM105 128H106V127H105ZM107 128H108V127H107ZM119 128H120V127H119ZM138 128H140V127H138ZM141 128H142V127H141ZM249 128H250V127H249ZM251 128H253V127H251ZM120 129H121V128H120ZM254 129H255V128H254ZM252 130H253V129H252ZM255 130H256V129H255ZM147 131H148V130H147ZM197 131H198V130H197ZM199 131H200V130H199ZM256 131H257V130H256ZM254 132H255V131H254ZM71 133H72V132H71ZM71 133H70V134H71ZM83 133H85V132H83ZM149 134H150V133H149ZM253 134H255V133H253ZM253 134H252V135H253ZM157 135H158V133H157ZM259 135H260V133H259ZM153 136H154V135H153ZM153 136H151V137H153ZM119 137H120V136H119ZM255 137H257V136H255ZM115 139H116V138H115ZM113 140H114V139H113ZM124 140H125V139H122V142H123ZM125 141H126V140H125ZM263 141H264V140H263ZM105 142H106V141H105ZM155 142H156V141H155ZM196 142H198V141H196ZM75 143H76V142H75ZM111 143H113V141H112ZM124 143H126V142H124ZM124 143H123V145H124ZM163 143H166V142L164 141ZM253 143L256 144V142H254V141H253ZM262 143H263V142H262ZM114 144H115V143H114ZM127 144H128V141H127ZM196 144H197V143H196ZM196 144H195V145H196ZM72 145H75V144H72ZM109 145H110V144H109ZM115 145H116V144H115ZM263 145H264V144H263ZM111 146L113 147L114 145H111ZM196 146H197V145H196ZM201 146H202V145H201ZM96 148H97V147H96ZM109 148H110V147H109ZM114 148H115V146H114ZM124 148H125V145H124ZM100 149H103V147L100 148ZM104 149H105V148H104ZM112 149H113V148H112ZM112 149H111V151H112ZM116 149H117V148H115V150H116ZM126 149L129 150V147L123 149L124 152H125ZM130 149H131V147H130ZM163 149H164V148H163ZM163 149H162V150H163ZM187 149H188V147H187ZM202 149H204V148L202 147ZM96 150H97V149H96ZM123 150H122V151H123ZM188 150H190V148H189ZM239 150H241V149H239ZM109 151H110V149H109ZM109 151L107 150L108 153H110ZM131 151H132V150H131ZM131 151H130V152H131ZM169 151H170V150H169ZM257 151H258V150H257ZM86 152H87V151H86ZM99 152H100V151H99ZM103 152H104V151H103ZM115 152H116V151H115ZM118 152L121 153V151H118ZM127 152H128V151H126L125 153H127ZM130 152H128V154H130ZM258 152H259V151H258ZM94 153H95V151H94ZM100 153H101V152H100ZM100 153H99V154L97 153V154L100 155ZM113 153H114V152H113ZM131 153H132V152H131ZM160 153H161V152H160ZM162 153H163V152H162ZM170 153H171V152H170ZM209 153H210V151H209ZM83 154H84V153H83ZM116 154H117V153H116ZM116 154H115V156H116ZM165 154H166V153H165ZM204 154H205V153H204ZM79 155H81V154H79ZM85 155H86V153H85ZM91 155H93V154L91 153ZM106 155H107V153H106ZM109 155H110V154H109ZM113 155H114V154H112L111 156H113ZM117 155H118V154H117ZM120 155H121V159H118V158H117V159H118V160H117V159L115 158L116 161H120V162H121V160H123V159H122V156L125 157V155H127V154H123V155H122V153H121ZM120 155H119V156H120ZM132 155H133V154H132ZM258 155H259V154H258ZM87 156H88V155H87ZM111 156H110V157H111ZM119 156H117V157H119ZM128 156H129V155H128ZM128 156H126V157H128ZM211 156H212V155H211ZM213 156H214V155H213ZM259 156L262 157L263 154L261 155V153H260ZM76 157H77V156H76ZM76 157H75V160H76ZM88 157H89V156H88ZM110 157H109V158H110ZM131 157H132V156H131ZM166 157H168V156H166ZM92 158H93V157H92ZM101 158H102V157H100V159H101ZM109 158H108V156H107V159H108V160H107V159H103V160H104L103 162H102V161H100V163L97 162V163L99 164V169H98L97 166H93V164H94V162H95V161H93L92 166L95 167V169H96L97 172L100 171V172H98L99 174H100V173L103 174L102 171H103L104 169H107V168H105V167H106V164H107L106 162H108L109 160L112 161V159H109ZM113 158H114V157H113ZM119 158H120V157H119ZM187 158H188V157H187ZM187 158H186V159H187ZM213 158H214V157H213ZM73 159H74V158H73ZM87 159H89V158H87ZM97 159H98V157H97ZM128 159H129V158H128ZM188 159H189V158H188ZM214 159H215V158H214ZM256 159H257V158H256ZM62 160H63V159H62ZM67 160H68V159H67ZM92 160H93V159H92ZM105 160H107V161L105 162ZM224 160H227V159H224ZM258 160H259V159H258ZM258 160H257V161H258ZM263 160H264V159H263ZM63 161H65V160H63ZM96 161H97V160H96ZM110 161H109V162H110ZM113 161H114V160H113ZM113 161H112V162H113ZM124 161H125V160H124ZM133 161H134V160H133ZM136 161H137V160H136ZM138 161H139V160H138ZM189 161H190V160H189ZM222 161H223V160H222ZM222 161H221V162H222ZM72 162H73V161H72ZM77 162H78V161H77ZM86 162H87V161H86ZM101 162H102V163H101ZM104 162H105V167H102V166L104 165ZM109 162H108V165H110V166L112 167V164H113V163H112V164H109ZM139 162H141V161H139ZM153 162H154V161H153ZM190 162H191V161H190ZM194 162H195V161H194ZM221 162H220V163H221ZM261 162H262V161H261ZM68 163H69V162H68ZM97 163H95V164L98 165ZM110 163H111V162H110ZM143 163H144V162H143ZM143 163H142V164H143ZM167 163H168V162H167ZM191 163H192V162H191ZM226 163H228V162H226ZM69 164H70V163H69ZM72 164H73V163H72ZM74 164H75V163H74ZM76 164H78V163H76ZM81 164H82V163L80 162V165H81ZM95 164H94V165H95ZM100 164L102 165L101 167L103 168L102 171H101L102 168H100ZM188 164H189V163H188ZM221 164H222V163H221ZM67 165H68V164H67ZM118 165H119V164H118ZM120 165H121V164H120ZM189 165H190V164H189ZM260 165H261V163H260ZM73 166H74V165H73ZM76 166H77V165H76ZM114 166H115V167H118V166H116L115 164H114ZM114 166H113V167H114ZM217 166H218V165H217ZM217 166H216V167H217ZM220 166H221V165H220ZM243 166H244V165H243ZM243 166H242V167H243ZM250 166H252V165H250ZM256 166H258V165L256 164ZM77 167H78V166H77ZM80 167H81V166H80ZM111 167H110V169L112 170L113 168H111ZM135 167H136V166H135ZM137 167H138V166H137ZM193 167H194V166H192V168H193ZM204 167H205V166H204ZM260 167H262V166H260ZM108 168H109V167H108ZM180 168H182V167H180ZM186 168H188V167H186ZM190 168H191V167H190ZM205 168H206V167H205ZM205 168H204V169H205ZM207 168H208V167H207ZM210 168H211V167H210ZM219 168H220V167H219ZM244 168H246V167L244 166ZM258 168H259V166H258ZM75 169H76V167H75ZM75 169H74V172L76 171ZM188 169H189V168H188ZM208 169H209V168H208ZM208 169H207V170H208ZM238 169H239V168H238ZM241 169H242V168H241ZM247 169H248V168H247ZM250 169H251V168H250ZM259 169H260V168H259ZM65 170H66V168H65ZM69 170H70V169H69ZM69 170H68V171H69ZM72 170H73V169H72ZM72 170H71V171H72ZM111 170H110V171H111ZM186 170H187V169H186ZM195 170H196V169H195ZM195 170H193V171H195ZM211 170H212V169H211ZM245 170H246V169H245ZM248 170H249V169H248ZM252 170H253V169H252ZM71 171H69V173H70ZM81 171H82V170H81ZM87 171H88V170H87ZM91 171L93 172L94 169H92ZM91 171H89V172H91ZM107 171H108V170H107ZM171 171H172V169H171ZM197 171H198V170H197ZM215 171H216V170H215ZM239 171H241V170H239ZM261 171H262V170H261ZM74 172H73V173H74ZM79 172H80V171H79ZM79 172H78V173H79ZM89 172H87V173L89 174ZM104 172H105V170H104ZM201 172H202V171H201ZM206 172H207V171H206ZM209 172H210V171H209ZM73 173H72V174H73ZM78 173H77V174H78ZM105 173H107V172H105ZM112 173H113V170H112ZM165 173H167L166 170H165ZM170 173H171V172H170ZM172 173H173V172H172ZM182 173H183V171L181 172V174H182ZM204 173H205V172H204ZM216 173H217V172H216ZM239 173H240V172H239ZM244 173H245V171H244ZM258 173H259V172H258ZM75 174H76V173H75ZM80 174H81V173H80ZM85 174H86V173H85ZM95 174H96V173H95ZM114 174L116 175V173H114ZM188 174H189V173H188ZM188 174H187V175H188ZM199 174H200V172H199ZM205 174H207V173H205ZM214 174H215V173H214ZM242 174H243V173H242ZM246 174H247V172H246ZM250 174H252V172H251ZM70 175H71V174H70ZM70 175H69V176H70ZM105 175H106V174H105ZM111 175H113V174H111ZM173 175H174V174H173ZM183 175H184V174H183ZM210 175H212V174H210ZM218 175H219V173H218ZM229 175H230V174H229ZM229 175H228V176H229ZM248 175H249V174H248ZM262 175H263V174H262ZM71 176H72V175H71ZM78 176H79V175H78ZM83 176H84V174H83ZM91 176H93V173H92ZM107 176H108V174H107ZM107 176H106V177H107ZM189 176H190V175H188V178H189ZM238 176H240V175H238ZM256 176H257V175H256ZM75 177H76V176H75ZM101 177H102V176H101ZM110 177H111V176H110ZM110 177H109V178H110ZM112 177H113V176H112ZM190 177H191V176H190ZM192 177H193V176H192ZM216 177H217V176H216ZM219 177H220V176H219ZM232 177H233V176H232ZM85 178H86V175H85ZM94 178H95V177H94ZM96 178H97V174H96ZM113 178H114V177H113ZM169 178H170V176H169ZM227 178H229V177H227ZM234 178H235V176H234ZM251 178H253V176H251ZM124 179H125V178H124ZM163 179H164V177H163ZM178 179H180V178H178ZM192 179H194V177H193ZM219 179H220V178H219ZM230 179H231V178H230ZM236 179H238V178H236ZM240 179H242V178H240ZM87 180H88V179H87ZM92 180H93V178H92ZM101 180H102V179H101ZM181 180H182V179H181ZM188 180H189V179H188ZM253 180H254V179H253ZM85 181H86V179H85ZM159 181H160V180H159ZM176 181H177V179H176ZM205 181H206V182L209 181L208 178H207V180H205ZM224 181H225V180H224ZM255 181H256V180H255ZM255 181H254V182H255ZM259 181H261V180H259ZM83 182H84V181H83ZM89 182H90V181H89ZM96 182H97V181H96ZM126 182H127V180H126ZM157 182H158V181H157ZM174 182H175V181H174ZM179 182H180V181H179ZM179 182H178V183H179ZM217 182H218V181H217ZM226 182H228V181H226ZM124 183H125V182H124ZM127 183H128V182H127ZM169 183H170V182H169ZM171 183H172V182H171ZM207 183H208V182H207ZM244 183H245V182H244ZM75 184H76V183H75ZM78 184H79V183H78ZM202 184H203V183H202ZM223 184H224V182H223ZM245 184H246V183H245ZM154 185H156V184H154ZM166 185H167V184H166ZM169 185H171V184H169ZM192 185H193V184H192ZM203 185H204V184H203ZM215 185H216V184H215ZM215 185L213 184V186H215ZM253 185H254V184H253ZM253 185H251V186H253ZM80 186H81V185H80ZM92 186H93V185H92ZM135 186H136V185H135ZM141 186H142V185H141ZM158 186H159V183H158L157 187H158ZM174 186H175V185H174ZM181 186H182V185H181ZM181 186H180V187H181ZM186 186H187V185H186ZM207 186H209V185H207ZM216 186H217V185H216ZM235 186H236V185H235ZM243 186H245V185H243ZM45 187H46V186H45ZM129 187H130V186H129ZM131 187H132V186H131ZM163 187H164V185H163ZM205 187H206V186H205ZM233 187H234V186H233ZM233 187H232V188H233ZM118 188H120V187H118ZM160 188H161V184H160ZM165 188L167 189L166 186H165ZM170 188H172V187H170ZM173 188H174V187H173ZM185 188H188V186L185 187ZM185 188H184V189H185ZM232 188H231V189H232ZM235 188H236V187H235ZM46 189H47V187H46ZM86 189H87V188H86ZM116 189H117V188H116ZM126 189H127V188H126ZM166 189H164V190H166ZM175 189H176V188H175ZM177 189H178V188H177ZM180 189H181V188H180ZM180 189H178V190H180ZM206 189H207V188H206ZM256 189H258V188H256ZM260 189H261V188H260ZM133 190H134V189H133ZM170 190H171V189H170ZM232 190H233V189H232ZM254 190H255V189H254ZM126 191L129 192V190H126ZM135 191H136V190H135ZM167 191H169V189H167ZM171 191H172V190H171ZM176 191H177V190H176ZM176 191H175L174 193H176ZM199 191H200V190H199ZM206 191H207V190H206ZM206 191H205V192H206ZM225 191H226V190H225ZM228 191H229V190H228ZM261 191H262V189H261ZM84 192H85V190H84ZM124 192H125V191H124ZM155 192H156V191H155ZM164 192H165V191H164ZM238 192H240V191H238ZM256 192H257V191H256ZM126 193H127V192H126ZM130 193H131V192H130ZM137 193H138V192H137ZM229 193H230V192H228V194H229ZM139 194H140V193H139ZM141 194H143V193H141ZM166 194H167V193H166ZM182 194H183V193H182ZM214 194H215V193H214ZM258 194H259V193H258ZM260 194H262V192H261ZM135 195H136V194H135ZM143 195H144V194H143ZM179 195H180V194H179ZM225 195H226V192H225ZM200 196H201V195H200ZM255 196H256V194H255ZM246 197H247V196H246ZM256 197L259 199L260 196L258 195V196H256ZM250 198H251V197H249V200H250ZM252 198H253V197H252ZM130 199H131V198H130ZM139 199H140V198H139ZM143 199H145V197H144ZM175 199H176V198H175ZM258 199H257V200H258ZM261 199H262V198L260 197L259 200H261ZM111 200H112V199H111ZM131 200H132V199H131ZM134 200H135V199H134ZM141 200H142V199H141ZM253 200H255V199H253ZM109 201H110V200H109ZM127 201H128V200H127ZM137 201H138V200H137ZM143 201H144V200H143ZM255 201H256V200H255ZM263 201H264V199H263ZM103 202H107V200H106V201H103ZM111 202H112V201H111ZM193 202H194V201H193ZM202 202H203V201H202ZM249 203H250V202H249ZM249 203H248V204H249ZM255 203H256V202H255ZM260 203H261V201H260ZM262 203H263V202H262ZM105 204H106V203H105ZM107 204H108V203H107ZM117 204H118V203H117ZM117 204H116V205H117ZM121 204H122V203H121ZM121 204H120V205H121ZM125 204H126V203H125ZM129 204H130V202H129ZM138 204H140V202H139ZM185 204H186V203H185ZM248 204H247V205H248ZM258 204H259V203H258ZM109 205H110V204H108V206H109ZM221 205H222V204H221ZM245 205H246V203H245ZM251 205H252V204H251ZM256 205H257V204H256ZM122 206H123V205H122ZM122 206H120V207H122ZM213 206H214V205H213ZM216 206H217V205H215V209H216ZM219 206H220V204H219ZM253 206H254V204H253ZM118 207H119V206H118ZM123 207H124V206H123ZM130 207H131V206H130ZM243 207H244V206H243ZM259 207H261L260 204H259ZM106 208H107V206H106ZM112 208L114 209V207H112ZM128 208H129V207H128ZM154 208H155V207H154ZM253 208H254V210H255L256 207H253ZM253 208H252V209H253ZM263 208H264V207H263ZM130 209H131V208H130ZM130 209H129V210H130ZM181 209H182V208H181ZM256 209H257V208H256ZM126 210H127V209H126ZM114 211H115V210H114ZM180 211H181V210H180ZM112 212H113V211H112ZM116 212H117V211H116ZM132 212H133V211H132ZM258 212H260V211H258ZM110 213H111V212H110ZM169 213H170V212H169ZM252 213H253V211H252ZM260 213H262V212H260ZM263 213H264V210H263ZM263 213H262V214H263ZM107 214H108V213H107ZM181 214H182V212H181ZM256 214H257V213H256ZM129 215H130V214H129ZM166 215H167V213H166ZM184 215H185V214H184ZM242 215H244V214H242ZM246 215H247V214H246ZM253 215H255V214H253ZM257 215H258V214H257ZM105 216H106V215H105ZM107 216H109V215H107ZM112 216H113V215H112ZM127 217H128V216H127ZM130 218H131V217H130ZM113 219H115V217H114ZM158 219H159V218H158ZM161 219H162V217H161ZM227 219H228V217H227ZM125 220H126V219H125ZM127 220H129V219H127ZM184 220H186V219H184ZM228 220H229V219H228ZM160 221H161V220H160ZM147 222H148V221H147ZM118 223H119V222H118ZM135 224H136V223H135ZM147 224H148V223H147ZM147 224H146V225H147ZM154 224H155V223H154ZM129 225H130V224H129ZM141 225H143V222H142ZM146 225H145V226H146ZM150 225H151V224H150ZM101 226H102V225H101ZM145 226H144V227H145ZM156 226H157V225H156ZM127 227H128V226H127ZM130 227H131V226H130ZM146 227H149V226L147 225ZM150 227H152V226H150ZM161 227H162V226H161ZM98 228H99V227H98ZM125 228H126V227H125ZM139 229L141 230L142 228H139ZM145 229H146V228H145ZM152 229H153V228H152ZM152 229H150V230H152ZM97 230H98V229H97ZM135 230L137 231V228H135ZM135 230H134V231H135ZM140 230H139V231H140ZM105 231H106V229H105ZM142 231H144V230H142ZM166 232H167V231H164L163 234L166 233ZM81 233H82V232H81ZM112 233H113V232H112ZM132 233H133V232H132ZM132 233H131V234H132ZM167 233H168V232H167ZM110 234H111V233H110ZM139 235H140V234H139ZM141 235H142V233H141ZM165 235H166V234H165ZM51 236H52V235H51ZM132 236H133V235H132ZM136 236H137V232H136ZM144 236H145V234H144ZM163 236H164V235H163ZM172 236H173V235H172ZM141 237H142V236H141ZM141 237L139 236L138 239H135V240H138V241H139V242L135 241V242L138 243V244H136L137 246L140 245V240H139V238H141ZM170 237H171V236H170ZM142 238H143V237H142ZM162 238H163V237H162ZM50 239H51V238H50ZM50 239H49V241H50ZM53 239H54V238H53ZM128 239H129V237H128ZM128 239H127V241H128ZM131 239H132V238H131ZM145 239H146V238H145ZM164 239H166V238H164ZM176 239H178V238L176 237ZM87 240H89V239H87ZM87 240H86V241H87ZM112 240H113V239H112ZM170 240H171V238H170ZM49 241H48V242H49ZM55 241H56V239H55ZM55 241H54V242H55ZM129 241H130V240H129ZM129 241H128V242H129ZM143 241H144V240H143ZM51 242H52V239H51ZM51 242H49V243L51 244ZM91 242H92V241H91ZM116 242H117V241H116ZM175 242H176V241H175ZM56 243H57V241H56ZM114 243H115V242H114ZM142 243H143V242H142ZM142 243H141V244H142ZM89 244H90V243H89ZM91 244H92V243H91ZM116 244H117V243H116ZM121 244H124V243H122V241H121ZM125 244H127V243H125ZM133 244H135V243L133 242ZM58 245H60V244H58ZM58 245H57V247H59ZM117 245H118V244H117ZM129 245H130V244H129ZM172 245H173V243H172ZM99 246H100V245H99ZM124 246H125V245H124ZM126 247H127V246H126ZM168 247H169V246H168ZM99 248H100V247H99ZM102 248H103V247H102ZM127 248H128V247H127ZM129 248H130V246H129ZM99 250H100V249H99ZM128 250H129V249H128ZM172 250H173V249H172ZM64 252H65V251H64ZM64 252H63V253H64ZM100 252H102V250H101ZM171 252L173 253V251H171ZM165 253H166V252H165ZM66 254H67V253H66ZM66 254H65V255H66ZM167 254H171V253L168 252ZM103 255H104V254H103ZM103 255H102V257H103V259H104V256H103ZM167 256H168V255H167ZM167 256H166V257H167ZM97 257H98V256H97ZM64 258H65V257H64ZM66 259H67V258H66ZM94 259H95V258H94ZM126 259H127V258H126ZM128 260H129V259H128ZM123 261H124V260H123ZM125 261H126V260H125ZM182 262H183V261H182ZM207 262H208V261H207ZM38 264H39V263H38ZM204 264H206V262H205Z\"/></svg>",
	"mask_w": 264,
	"mask_h": 264
}]
</instances>
